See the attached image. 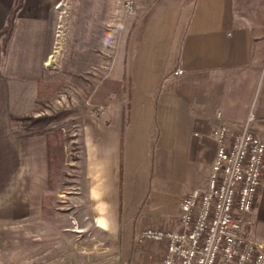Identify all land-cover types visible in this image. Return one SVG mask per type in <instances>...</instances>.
<instances>
[{"label":"crops","instance_id":"1","mask_svg":"<svg viewBox=\"0 0 264 264\" xmlns=\"http://www.w3.org/2000/svg\"><path fill=\"white\" fill-rule=\"evenodd\" d=\"M61 1L23 0L12 34L6 41L0 37V169L13 174L30 161L31 143L15 137L14 119L43 114L48 81L62 89L63 75L48 67H120L92 94L108 121L89 132V215L102 232L120 230L122 184L130 176L154 178V168L155 177L165 180L177 169L187 173L192 187L178 201L203 188L218 125L226 124L235 134L252 114L254 133L264 142V0H141L136 19L117 15L119 0H67V34L58 49L54 34L61 11L54 6ZM15 3L0 0V33ZM209 75L220 78L206 87ZM169 78H182L181 90ZM165 161L173 170L160 176ZM150 201L151 196L146 205ZM155 211L140 226H177L178 217L167 222L163 212ZM251 220L250 236L264 244V170ZM132 259L134 264H160L161 253L156 246L137 245Z\"/></svg>","mask_w":264,"mask_h":264},{"label":"rangeland","instance_id":"2","mask_svg":"<svg viewBox=\"0 0 264 264\" xmlns=\"http://www.w3.org/2000/svg\"><path fill=\"white\" fill-rule=\"evenodd\" d=\"M62 7L65 13L59 15L54 34V45L58 49L65 42L71 11L67 0L62 2ZM120 9L121 6L116 9L117 15L136 19L137 16H128ZM59 23H63V33L59 30ZM57 33L63 36L62 40L57 38ZM48 68L57 69L56 72L63 75V87L54 89L48 81V104L45 107L41 105L43 114L30 118L50 117V121L42 128V133H35L39 131L38 127L25 131L26 123L17 121L15 137L31 143V155L27 158L30 161L25 163V167H16L13 174L10 169H0V264L130 263L134 260L132 252L138 245L134 240L140 229L151 225L147 222L140 226V223L151 221L155 209V214L163 212L165 220L174 223L178 217V199L192 187V182L187 173L180 174L178 169L170 173L166 180L155 177V168L152 169L154 178L145 176L141 181L130 176L122 184L125 208L120 230H97L93 226V216L89 215L88 203L92 157L89 144L92 143L90 138H93L89 132L98 125L107 126L108 121L98 108L102 105L98 102L94 104L92 94L98 91L103 80L118 74L120 67ZM124 76L128 75L124 73ZM48 78L51 79L50 75ZM219 78L206 76V87ZM168 80L169 84L178 85L177 90H181L182 78ZM98 94L96 100L101 96ZM244 97L241 98L243 102L246 95ZM47 138L52 145L50 157ZM167 163L165 161L164 168H158L163 171L160 176L173 170L166 167ZM149 196L151 204L146 205ZM151 245L146 243L141 246L146 248Z\"/></svg>","mask_w":264,"mask_h":264},{"label":"built area","instance_id":"3","mask_svg":"<svg viewBox=\"0 0 264 264\" xmlns=\"http://www.w3.org/2000/svg\"><path fill=\"white\" fill-rule=\"evenodd\" d=\"M119 1L124 14L138 13L141 0ZM56 8L65 13L62 3ZM213 137L217 148L206 185L179 201L177 226L147 227L137 236L138 245L161 251L160 264H264V244L249 234L264 170V142L254 133L253 115L238 133L218 125Z\"/></svg>","mask_w":264,"mask_h":264},{"label":"trees","instance_id":"4","mask_svg":"<svg viewBox=\"0 0 264 264\" xmlns=\"http://www.w3.org/2000/svg\"><path fill=\"white\" fill-rule=\"evenodd\" d=\"M23 6V0H16V3H15V6L13 7V9L10 11L9 13V16H8V19H7V22H6V26L4 27V29L1 31L0 33V37H4V41H6L10 35L12 34V31H13V26H14V21H15V18L18 14V12L21 10ZM126 80V78H124ZM123 91L126 95V93L128 94V85L126 83H124V86H123ZM125 105H123V125L125 123ZM15 122L17 121H22L24 123H26V126L24 128L25 131H28V129H33L34 127H38L39 131L38 132H35V133H42V128L45 126L46 123H48L50 121V117H39V118H25V119H19V118H16L14 119ZM28 123V125H27ZM40 126V127H39ZM26 133L23 134V136H25ZM47 143H48V157H50V154H51V147L52 145L50 146V141L48 140L47 138ZM50 161V160H49Z\"/></svg>","mask_w":264,"mask_h":264}]
</instances>
